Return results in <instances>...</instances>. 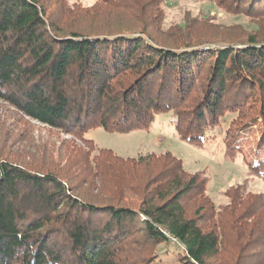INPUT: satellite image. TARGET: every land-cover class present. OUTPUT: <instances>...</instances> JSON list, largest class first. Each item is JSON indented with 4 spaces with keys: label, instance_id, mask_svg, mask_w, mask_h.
<instances>
[{
    "label": "trees",
    "instance_id": "trees-1",
    "mask_svg": "<svg viewBox=\"0 0 264 264\" xmlns=\"http://www.w3.org/2000/svg\"><path fill=\"white\" fill-rule=\"evenodd\" d=\"M198 1L249 23L164 30L166 0H0V101L82 144L36 169L0 156V264H131L148 246L166 247L161 262L177 247L178 264H264V193L249 190L264 181V0ZM253 106L257 127L226 138L224 158L247 171L226 206L169 152L93 155L84 138L167 113L203 150L225 110Z\"/></svg>",
    "mask_w": 264,
    "mask_h": 264
},
{
    "label": "rangeland",
    "instance_id": "rangeland-1",
    "mask_svg": "<svg viewBox=\"0 0 264 264\" xmlns=\"http://www.w3.org/2000/svg\"><path fill=\"white\" fill-rule=\"evenodd\" d=\"M95 2L96 0H62L68 8L73 6L86 8ZM164 11V30L182 27L186 17L189 20L205 19L221 27L240 24L247 26L249 23L245 16L226 14L215 10L211 4L198 0H166ZM209 39L214 40L213 37ZM203 69L207 70L206 67ZM202 78L205 79V74H202ZM255 107H246L237 112L225 110L216 127L211 130L207 148L203 150L180 140L173 123V116L167 113L157 115L148 128L130 133H118L94 127L87 131L84 138L95 145L93 155H96L99 149L110 150L114 155L124 159L136 158L147 153L169 152L183 162L189 173H200L206 178L208 194L216 206H226L230 202L228 193L247 179L246 167L241 156L224 158L226 138L241 133L245 127L250 129L257 127L259 119L256 117ZM74 145L82 146L74 135L51 129L26 118L16 108L0 101V156L11 155L14 160L32 163L29 167L36 169L46 161L47 155L50 156L52 153H56L55 158L60 156L64 163L68 148ZM80 155L74 149L72 159L79 161ZM249 190L254 194L264 193V181L258 176H253L249 180ZM139 242L138 248L144 246L143 239L135 244ZM165 249V246H148L144 252L141 250L139 258L131 264H178L175 257L180 250L177 247H171L172 253L163 258V262L159 261V254ZM123 261L125 263L121 264H127L128 258Z\"/></svg>",
    "mask_w": 264,
    "mask_h": 264
}]
</instances>
